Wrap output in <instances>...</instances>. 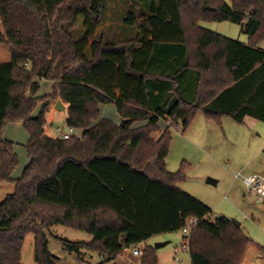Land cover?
<instances>
[{
    "label": "trees",
    "instance_id": "16d2710c",
    "mask_svg": "<svg viewBox=\"0 0 264 264\" xmlns=\"http://www.w3.org/2000/svg\"><path fill=\"white\" fill-rule=\"evenodd\" d=\"M143 1L145 11L123 20L138 33L107 41L94 38L107 0H0V182L15 188L0 203V264H23L30 233L37 263L54 264L45 235L54 224L92 235L60 239L65 250L109 261L142 244L138 264H157L148 239L178 232L189 218L198 223L181 241L191 264H242L249 237L228 217L210 220V208L179 187L184 168L171 173L165 160L170 128L186 131L198 112L264 122V0ZM222 21L239 24L247 43L199 24ZM42 81L53 85L39 97ZM54 99L81 137L45 134ZM107 104L119 122L102 117ZM17 122L28 163L13 179L19 156L3 132Z\"/></svg>",
    "mask_w": 264,
    "mask_h": 264
},
{
    "label": "rangeland",
    "instance_id": "374dc122",
    "mask_svg": "<svg viewBox=\"0 0 264 264\" xmlns=\"http://www.w3.org/2000/svg\"><path fill=\"white\" fill-rule=\"evenodd\" d=\"M105 10L103 23L94 38L103 35L107 41H121L132 38L138 33L136 26L123 23L128 11L139 15L146 8L143 0H107ZM82 23L83 18L78 17L72 26L75 40H79L83 34ZM200 24L203 28L230 39L242 42L248 39L241 32L239 24L227 21ZM259 47L264 50V42ZM50 90V81H42L39 97L48 95ZM57 101L60 100L54 99L49 105L50 110L53 111V118L49 121L48 134L52 135H56V127L66 128L64 112L67 107L65 103H61L65 107L64 112L56 110L53 104ZM45 102L47 100L39 104ZM115 113L114 106H103L101 109L102 117L105 118H112V114ZM220 119V124L219 121H210L213 127L207 128L203 114L198 112L189 126L190 129L188 128L183 136L178 133L181 130L180 127L177 129L171 127L172 141L165 160V168L175 173L182 166L185 179L179 183V187L183 191L204 202L213 215L236 220L241 224V230L254 243L264 245V229L261 227V225L264 226V204L257 202L256 198L247 192L242 182L243 177L264 174V152L261 150L263 147H259L264 141V122L256 121L253 124L244 121L239 124L229 116ZM81 131L76 130L73 137H81ZM4 138L15 143L14 152L19 156V164L12 171V178L17 179L28 163L24 148L28 142V135L22 124L10 123L4 132ZM238 174L240 176L236 177ZM208 178L215 180V184L206 183ZM14 190L12 182H0V203ZM45 235L48 242L47 250L54 256V264H101V257L95 252L87 249H81L79 253L65 250L60 240L90 241L91 234L54 224L45 231ZM182 236L183 233L178 231L156 235L148 240L147 245L152 247L156 242H168L159 249L155 248L157 264H191L188 252L181 248ZM33 245L34 235L27 234L20 250L23 264H38ZM131 252L121 257L123 264H138L139 257L133 256Z\"/></svg>",
    "mask_w": 264,
    "mask_h": 264
},
{
    "label": "built area",
    "instance_id": "2783aa9c",
    "mask_svg": "<svg viewBox=\"0 0 264 264\" xmlns=\"http://www.w3.org/2000/svg\"><path fill=\"white\" fill-rule=\"evenodd\" d=\"M75 132L76 130L72 127H66L65 129H62L61 127L55 128V133L57 134L58 138L63 140H68L69 138L74 136ZM236 177H239V175H236ZM242 182H244L247 192L253 195L256 198L257 202L264 204V175L258 174L243 177ZM215 218L216 216L213 214H211V217H209L210 220H213ZM205 219H208V217H206ZM197 223V218H189L186 220L185 225L179 231L183 233V236L185 238H188L191 233V229L195 227ZM140 248L141 244H133L129 248H125L124 252L128 253L132 251L131 253L133 256L140 257L142 255V249ZM181 248L188 252L189 247H187V239L181 242Z\"/></svg>",
    "mask_w": 264,
    "mask_h": 264
},
{
    "label": "crops",
    "instance_id": "0c3cea01",
    "mask_svg": "<svg viewBox=\"0 0 264 264\" xmlns=\"http://www.w3.org/2000/svg\"><path fill=\"white\" fill-rule=\"evenodd\" d=\"M200 24V23H199ZM201 25V24H200ZM202 26V25H201ZM246 36V35H245ZM247 41H248V39H247ZM247 41L246 42H243V43H247ZM242 42V41H241ZM260 46V45H259ZM50 84H51V87H52V85H53V83L52 82H50ZM51 91V90H50ZM51 93V92H50ZM49 93V94H50ZM39 95V94H38ZM47 96V95H46ZM56 103V102H55ZM54 105V104H53ZM103 106H114L113 104H107V105H102V107ZM54 107V106H53ZM55 108V107H54ZM51 112H50V115H49V118H48V123H49V121H51L52 120V116H53V111L52 110H50ZM114 111L116 112V109H115V106H114ZM224 116H227V115H224ZM224 116H222V117H224ZM222 117H220V118H222ZM230 117V116H229ZM103 118H105V117H103ZM203 118L205 119V123L204 124H207L206 126H207V128L208 127H210V128H212L213 126L210 124V121H212V122H214L215 120H213V119H206L205 117H204V115H203ZM219 118V119H220ZM231 118V117H230ZM106 119H109L110 121H112V122H118L119 121V116L117 115V112L115 113V114H112V118H106ZM233 119V118H232ZM221 120V119H220ZM220 120H219V124H220ZM244 121H247V122H251V123H253V124H255L256 123V121H260V120H258V119H254V118H251V117H248V116H246L245 117V119L243 120V122ZM216 122V121H215ZM218 122V121H217ZM263 122V121H262ZM17 123H19V124H21L20 122H17ZM16 123V124H17ZM237 123V122H236ZM240 123H242V122H240ZM239 123V124H240ZM10 123H8V125H9ZM7 125V126H8ZM51 125V124H50ZM7 126H6V128H7ZM166 126H169V121L167 120V119H164V120H162L161 122H160V128L161 129H163V128H165ZM6 128H5V130H6ZM190 129V128H189ZM5 130H4V132H5ZM4 132H3V137H4ZM187 132V131H186ZM185 131L184 132H182V130H180L178 133L181 135V136H183L185 133H186ZM177 133V134H178ZM45 134L47 135V136H52V137H58L57 136V134L56 135H52V134H48V126L45 128ZM6 139V138H5ZM7 140H9V139H7ZM12 141V140H11ZM13 142V141H12ZM259 147H263L264 148V141L262 142V144L259 146ZM263 148L261 149L262 150V152H264V150H263ZM263 172H264V169H263ZM239 175V174H238ZM253 175H258V174H253ZM264 175V174H263ZM240 176V175H239ZM214 182H216L215 180H214ZM204 203V202H203ZM205 204V203H204ZM206 205V204H205ZM207 206V205H206ZM208 207V206H207ZM217 217V216H216ZM246 217V216H245ZM261 227L264 229V226L263 225H261ZM240 228H241V224H240ZM249 237V236H248ZM249 239H250V241H251V243L248 245V247H247V249H246V251H245V253H244V257H243V259H242V264H264V248H262V246H264V245H262V244H256V243H254L253 242V240L249 237ZM149 240V239H148ZM148 242V241H147ZM147 242H146V244H147ZM164 242H166V244L168 243L167 241H164ZM163 242V243H164ZM142 245V244H141ZM127 252H123V253H121V254H119L115 259H112V260H109V261H105V260H103V259H101L100 260V262L102 261H104L103 262V264H123L124 263V261L123 260H121L122 258V256L123 255H125ZM190 262V261H189Z\"/></svg>",
    "mask_w": 264,
    "mask_h": 264
},
{
    "label": "water",
    "instance_id": "95a60500",
    "mask_svg": "<svg viewBox=\"0 0 264 264\" xmlns=\"http://www.w3.org/2000/svg\"><path fill=\"white\" fill-rule=\"evenodd\" d=\"M54 107H55L56 110L61 111V112H64V110H65V107L62 106V104H61L60 101H57V102L54 104ZM120 121H121V122H120V125H121V126H124L125 121H124V120H120ZM206 183H208V184H210V183L215 184L214 180L211 179V178H210V179L208 178V179L206 180ZM231 220H232V222L235 224V226L240 227V223H239V222H237V221L234 220V219H231ZM165 244H166V242H164V243L156 242V243L153 244V247L156 248V249H159V248L163 247Z\"/></svg>",
    "mask_w": 264,
    "mask_h": 264
}]
</instances>
